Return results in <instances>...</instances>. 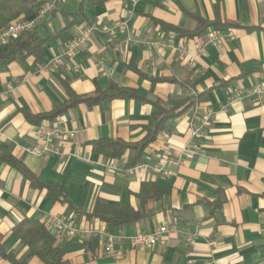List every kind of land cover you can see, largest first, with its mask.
I'll return each instance as SVG.
<instances>
[{
  "label": "crops",
  "instance_id": "0c3cea01",
  "mask_svg": "<svg viewBox=\"0 0 264 264\" xmlns=\"http://www.w3.org/2000/svg\"><path fill=\"white\" fill-rule=\"evenodd\" d=\"M119 22L126 28L113 37L100 31ZM161 24L182 34L164 32ZM86 25L95 28L86 47L61 66L44 70ZM37 27L41 38L52 39L42 55L18 57L0 70V153L61 191L66 200L53 202L48 189L32 186L0 159L2 252L17 264H43L29 255L15 228L34 220L53 236L48 221L59 216L77 228L99 225L113 235L175 227L165 245L142 250L115 245L113 253L119 256L105 253L99 237L68 243L54 239L55 246L69 245L65 264H264V99H231L237 87L264 80V0H58L57 11ZM211 30L221 34L223 47L207 45ZM149 35L160 37L151 48H115L127 36ZM110 84L135 90L138 99L79 103L68 109L61 116L74 137L63 143L62 157L24 151L36 143V122L25 115L47 114L67 102L69 92L92 96ZM156 103L177 115L143 151V163L131 165L134 151L108 158L93 149L97 140L141 142L155 123ZM195 107L213 111L209 128L196 143L197 154L183 157L167 179L144 168L142 164L152 163L151 154L162 156L186 144ZM145 183L167 193L141 202ZM98 203L124 205L143 217L120 226L99 223L88 218ZM0 264L11 261L0 255Z\"/></svg>",
  "mask_w": 264,
  "mask_h": 264
},
{
  "label": "built area",
  "instance_id": "2783aa9c",
  "mask_svg": "<svg viewBox=\"0 0 264 264\" xmlns=\"http://www.w3.org/2000/svg\"><path fill=\"white\" fill-rule=\"evenodd\" d=\"M58 0H44L37 16L34 19L28 20L18 18L9 22L0 30V47L6 45L9 41L17 39L23 33L32 31L42 20L47 16L52 15L57 11ZM125 22H119L115 26L103 27L100 31L113 37L117 30L125 29ZM95 28L92 26H81L76 33V36L67 41L64 45V51L61 55L55 56L48 60L43 66L44 70H52L55 67L61 66L64 59H70L76 52L86 47L90 37L94 33ZM207 45L221 48L224 46V39L221 34L215 31L206 33ZM160 37L149 35L145 38H137L127 36L124 42L115 44L116 49L129 48L131 46H139L151 48L159 43ZM169 45L171 43L169 42ZM192 94V91L190 90ZM254 97L257 102L264 99V80L257 84L249 85L246 88L237 87L231 95V99L241 100L247 103L250 98ZM213 118V111L210 108L198 109L194 108L193 119L189 123L190 136L186 144L177 149H169L162 156L151 154V164H142L144 168L153 169L162 178L167 179L171 176V170L178 165L183 157H191L197 154V141L204 137L206 130L209 128ZM33 135L36 138V143L32 146L24 148L28 154L35 156H58L62 157L61 148L63 143L72 140L74 132L66 127L65 116H59L54 120H42L33 127ZM48 227L53 232L54 239L58 243L68 242H84L93 237L101 238V246L105 253H113L115 245L127 244L133 249H145L157 244L165 245L166 236L170 232L175 231L174 225H163L156 228L150 233H138L134 235H113L107 233L103 227L85 226L75 227L67 220L59 216H51L48 221ZM189 240V238H188ZM119 256L120 253H113ZM187 264H193L188 261ZM205 264H210L206 262Z\"/></svg>",
  "mask_w": 264,
  "mask_h": 264
},
{
  "label": "trees",
  "instance_id": "16d2710c",
  "mask_svg": "<svg viewBox=\"0 0 264 264\" xmlns=\"http://www.w3.org/2000/svg\"><path fill=\"white\" fill-rule=\"evenodd\" d=\"M42 4L43 2L37 0H0V30L9 22L18 18H25L28 20L34 19ZM195 18L204 27L209 26L200 18ZM37 26L32 31L23 33L17 39L11 40L6 45L0 47V70L14 62L18 57H40L42 55L45 45L52 39L41 38L37 33ZM161 29L164 32L181 33L178 29L163 24H161ZM68 97L67 102L47 114L36 117L27 114L25 117L28 120H34L37 124L42 120H53L79 103H86L89 106H93L102 100L138 99L135 90L118 88L114 84H110L103 91L97 90L92 96H76L69 92ZM155 106L157 109L155 123L152 128L146 129V135L141 142L129 144L118 140H97L92 143L93 149L108 158H120L125 152L134 151L131 165L143 163V151L153 142L159 130L163 129V124L168 119L177 115L172 108L166 109L159 103H156ZM0 159L21 172L32 186L45 187L48 189L51 193V200L53 202H65V196L61 191L55 190L38 181L26 168L11 159L8 155L0 153ZM166 193V189L164 190L161 186L153 183H145L142 184L138 196L141 202H146L147 200L160 199ZM142 217V212H134L131 208L124 205L113 206L100 203L96 204L92 212L88 215L89 219L97 220L99 223L111 224L112 226L134 223L139 221ZM15 234L24 242L25 246H27L29 255L38 257L43 264H65L62 258L69 248V245L67 244L61 247L55 246L53 236L49 234L45 226L38 221L24 220L15 228ZM0 255L10 260L11 264H17L11 256L4 254L1 248Z\"/></svg>",
  "mask_w": 264,
  "mask_h": 264
}]
</instances>
